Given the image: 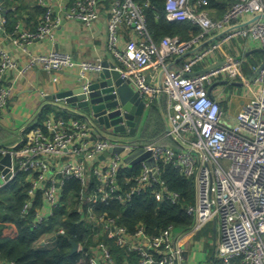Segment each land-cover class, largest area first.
Returning <instances> with one entry per match:
<instances>
[{
  "label": "built area",
  "instance_id": "built-area-1",
  "mask_svg": "<svg viewBox=\"0 0 264 264\" xmlns=\"http://www.w3.org/2000/svg\"><path fill=\"white\" fill-rule=\"evenodd\" d=\"M4 1L0 0V115L13 94L14 82L27 71L39 68L56 72L75 67L84 78L102 70L101 61H79L57 50L30 53L27 48L35 41L52 40L65 20L92 27L103 0H36L41 14L35 26L22 29L17 25L11 32L6 30L9 8ZM106 1L107 49L117 62L115 68L139 92L145 108L156 101L159 69L204 37L249 14L264 12V0H227L225 12L218 18L211 16V0H163L168 21H189L199 27L200 34L189 40L165 35L155 41L146 16L148 10L157 14L155 0ZM122 33L124 42L120 40ZM232 39L254 42L264 49V20L229 33L186 56L178 67L165 70L160 91L169 130L160 139L136 142L98 137L90 120L84 117L47 115L40 125L23 128L16 144L0 146V160L10 155V165L0 168V187L24 174L28 188L21 215L31 217V226L36 227L64 204L66 186L76 182L78 186L69 192L66 204L89 227L90 241L87 245L77 244V251L84 254L88 264H186L183 240L211 222L218 234L213 256L219 264H264V65L249 82L250 96L232 120L227 119L219 100L208 93L207 87L218 78L244 79V59L231 57L206 72L190 74L194 66ZM5 42L20 47L26 59H15ZM258 67L251 66L253 73ZM11 74L15 76L11 78ZM40 95L45 97L42 91ZM120 124L124 130L115 132L131 135L125 121ZM165 139L173 143L166 145ZM111 148L130 151L125 157L138 149L141 152L135 157L150 154L136 164L126 162L120 152L101 159ZM149 159H153V165ZM166 165L192 185V202L183 208L191 218L187 230L174 225L151 230L143 221L130 229L119 222V215L99 210L111 202L126 205L146 191L157 202L181 204V194L170 189L163 178ZM133 166H138L137 173L121 180L120 173ZM6 168L8 177L3 173ZM56 234H64V229ZM39 243L47 245L52 241L42 238ZM3 263L15 264L0 260Z\"/></svg>",
  "mask_w": 264,
  "mask_h": 264
},
{
  "label": "trees",
  "instance_id": "trees-1",
  "mask_svg": "<svg viewBox=\"0 0 264 264\" xmlns=\"http://www.w3.org/2000/svg\"><path fill=\"white\" fill-rule=\"evenodd\" d=\"M22 1H4L5 6L9 8L6 12V30L8 32L13 30L17 20L13 18V14L20 9V5L22 7ZM18 2L20 5H17ZM155 2L158 7L157 14L151 10H148L146 14L148 28L155 41L165 35L189 40L200 34L199 27L189 21H168L164 12V1L155 0ZM210 6L216 7L219 13H223L227 8V0H211ZM256 64L257 60L249 57L247 61H243L241 69L245 75L251 76L253 74L251 66H257ZM158 105L164 109L163 98H161L160 104L154 101L150 105L149 120L147 127L142 132V141H156L164 133ZM49 109L52 108L45 107L46 112ZM55 112L56 117L67 118L70 116L61 110ZM44 117L41 116L39 120ZM163 143L171 145L173 142L165 139ZM137 171L138 166L123 170L120 173L121 180L136 174ZM163 178L170 189L181 194V204L173 205L166 201L157 202L150 192L146 191L135 195L126 205L111 202L109 205L100 206L99 210H105L112 216L119 215V222L130 229L138 221L145 222L151 230L162 229L168 225L186 229L191 218L184 213L183 208L192 202L191 182L170 165L163 167ZM77 186L76 182H70L65 188L64 204L55 210L51 218L36 227L31 226V217L21 215V208L26 199L28 188V184L24 181V174H18L13 180L0 187V260L15 264H88L81 251L71 253V242L87 245L90 241L87 240L90 235L89 227L80 219L79 214L74 209H69L66 204L69 192L76 189ZM60 228L64 229V234H56ZM42 238L50 239L52 244L47 246L39 243ZM114 251L118 252L115 248ZM117 259L120 260L119 257ZM209 264H219V261L212 256L209 259Z\"/></svg>",
  "mask_w": 264,
  "mask_h": 264
},
{
  "label": "crops",
  "instance_id": "crops-1",
  "mask_svg": "<svg viewBox=\"0 0 264 264\" xmlns=\"http://www.w3.org/2000/svg\"><path fill=\"white\" fill-rule=\"evenodd\" d=\"M17 5H20V2H18ZM99 8V18L95 21L92 27L86 28L80 21L77 20H65L54 32L52 40L35 41L28 46L27 51L30 53H46L51 50H57L59 52L68 53L74 59L79 61H101L102 63L112 62L117 65L116 60L108 51L106 44V22L109 17L108 2L103 0L102 5ZM40 14L41 9L37 7L36 0H23L22 7L20 5V9L13 14V18L17 19L13 29L17 25L22 29H32L35 26ZM222 14L223 13H219L216 7H211L212 17L218 18ZM122 34L123 36H121L120 40L124 42V33ZM227 43L228 42L222 43L215 51L214 55L204 62L194 66L192 72L201 71L210 66L212 63L229 59L231 57H238L239 53H234V47H231L230 43ZM232 43L233 45L236 44L239 48H242L241 51L244 49L242 53L248 51L251 54L252 51L259 48L256 43L249 41L247 43L245 42L240 44L238 40H233ZM5 44L10 49L12 56L15 59L21 62L26 59L27 54L23 52L20 47L11 46L8 42H5ZM255 52L257 55L251 57L254 60H257L256 65L259 66L263 61V55L258 51ZM183 60L184 58L177 61L174 59L171 60L169 64H172L171 67L175 68L178 67ZM89 74L94 75V72ZM242 74L244 79L238 78L237 80L232 81L227 80L228 82L226 84L216 83L213 85L215 82L226 80L224 78H218L213 80V82L207 87L209 88L213 85L210 95L219 100L220 106L226 113L228 120L233 119V116L239 110L241 104L246 102L250 96L248 80L253 74L251 76H247L243 71ZM77 75L79 76V70L75 67H67L56 72H47L43 69L35 68L27 71L24 76L17 78L13 84V94L8 102V105L3 111H1L0 146L9 147L16 144L23 128L27 126L31 127L40 125L42 120L47 115H55L56 110L64 111L66 114H72L61 107L56 106L58 103L60 105V102L56 101V99H48V96L56 94L59 88L65 87L69 82L74 81ZM14 76L15 74L10 75L11 78ZM41 91L45 93L44 98L40 95ZM48 106L52 109H49L46 112L45 107ZM41 116L45 117L42 120H39ZM162 123L164 128L163 120ZM211 223V239L204 240L201 244L193 241V237L191 236L186 237L183 240L186 249V264H209V259H211L215 253L218 241L216 226L214 222ZM11 234L13 233L11 232ZM50 244L52 243L47 245L49 246ZM196 245H198L197 250L202 253L200 255L201 257L194 259L195 255H197V251H195ZM204 245L206 246L205 249H203Z\"/></svg>",
  "mask_w": 264,
  "mask_h": 264
},
{
  "label": "water",
  "instance_id": "water-1",
  "mask_svg": "<svg viewBox=\"0 0 264 264\" xmlns=\"http://www.w3.org/2000/svg\"><path fill=\"white\" fill-rule=\"evenodd\" d=\"M260 20H264V12L249 14L238 23L229 25L224 29L216 31L213 34L207 36L203 40H200L191 50L176 57L175 61L179 59L181 60L186 56L196 54L205 46L216 43L223 37L227 36L229 33L250 26ZM255 51H258L263 55V61L259 65L257 70L253 73L248 82H251L256 77L258 71L264 65V49L258 48L255 49ZM226 61L227 59L216 62L201 71L192 72L190 74L194 75L206 72L216 66L223 64ZM171 65L172 64H167L165 68H161L158 71L155 82V86L158 89V94L156 97V101L158 102V104H160L162 98L160 91L162 79L165 70L171 68ZM102 66V70L94 73V75L89 74L84 78L77 75L74 81L69 82L65 87L59 88L56 94L48 96V99H56V101L60 102V105L58 103L56 106L65 109L73 115L84 117L90 120L98 137H105L101 132L104 130L109 131L111 130V128L114 131L122 132L125 128L122 124H120L122 121H125L126 125L130 127V134L134 135L139 129L142 122L145 120V103L142 100L139 92L131 86L130 81L122 77L120 71L115 68L114 63L103 62ZM227 82V80H221L215 82L213 85H215L216 83L226 84ZM213 85L208 88L209 94ZM160 112L162 120L164 122V131H168V121L161 107ZM117 152H120L121 156L125 157V155H127V153H129L130 151H121L120 148H111L105 151L100 156V158L103 159L110 153ZM140 152L141 149L132 152L125 157V161H130L132 164H136L141 159L147 157L150 154L148 152L135 157ZM148 162L151 165H153L154 163L153 159H149ZM3 165H10V155H6L1 158L0 168L3 167ZM3 173L8 177V168L3 170ZM184 230H187V228ZM76 251L77 243L71 242V253H75Z\"/></svg>",
  "mask_w": 264,
  "mask_h": 264
},
{
  "label": "rangeland",
  "instance_id": "rangeland-1",
  "mask_svg": "<svg viewBox=\"0 0 264 264\" xmlns=\"http://www.w3.org/2000/svg\"><path fill=\"white\" fill-rule=\"evenodd\" d=\"M233 40L232 41H227L228 43H230V46L234 47V50L236 52H238V58L241 59L243 58L244 60H248L249 57L251 56H255L257 55L255 51H252V53L250 54V52L246 51V52H243L244 49L241 51L242 48H239L236 44L233 45ZM240 44H243L244 42L241 41L240 39L238 40ZM227 43V44H228ZM259 56V55H258ZM248 63V62H246ZM159 106V105H158ZM160 107L159 106V112H160ZM150 108V107H149ZM162 108V107H161ZM163 112L165 113V105H164V109L162 108ZM56 113V112H55ZM160 115H161V112H160ZM145 120L142 122V124L140 125L139 129L137 130V132L134 134V135H123V134H120L119 132H115V131H111V130H104L102 131L101 133L103 134V136L105 137H111V138H114V139H118V140H123V141H136V142H140L141 141V138L143 136V130L147 127V123H148V120H149V109H146L145 110ZM221 163L223 165H227V162L226 161H221ZM212 223H208L198 234H196L195 236H193V241H195L196 243L198 244H201L204 240H208V239H211L212 238V234L210 233L211 232V228H212ZM197 246L195 247V251H197V255H195L194 259L197 257H201V253L202 252H199L197 250ZM206 246L204 245L203 249H205ZM192 258H193V255H192Z\"/></svg>",
  "mask_w": 264,
  "mask_h": 264
}]
</instances>
